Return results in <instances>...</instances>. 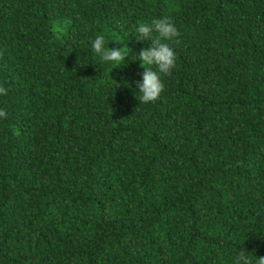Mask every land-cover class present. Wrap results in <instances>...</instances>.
Wrapping results in <instances>:
<instances>
[{
  "label": "trees",
  "instance_id": "1",
  "mask_svg": "<svg viewBox=\"0 0 264 264\" xmlns=\"http://www.w3.org/2000/svg\"><path fill=\"white\" fill-rule=\"evenodd\" d=\"M164 16L176 67L143 104L135 30ZM0 84V264L264 256V0H0Z\"/></svg>",
  "mask_w": 264,
  "mask_h": 264
},
{
  "label": "clouds",
  "instance_id": "2",
  "mask_svg": "<svg viewBox=\"0 0 264 264\" xmlns=\"http://www.w3.org/2000/svg\"><path fill=\"white\" fill-rule=\"evenodd\" d=\"M155 33V35H154ZM138 41H151V47L139 52V59L143 72L142 82L137 81L136 87L139 89L138 97L140 103H155L161 97L164 90V83L161 75H170L176 67V52L169 42L179 43L176 39L180 33L169 16L153 19L151 23H141L135 30ZM105 34L96 36L92 43L94 53L103 63H114L116 67L122 65L126 60L127 53L124 48L106 47ZM125 65V64H124ZM0 95L7 96L8 89L0 84ZM7 112L0 108V119H6ZM233 264H253V261L241 250L234 258ZM255 264H264V256L256 257Z\"/></svg>",
  "mask_w": 264,
  "mask_h": 264
}]
</instances>
